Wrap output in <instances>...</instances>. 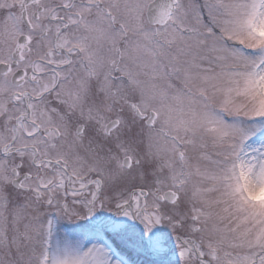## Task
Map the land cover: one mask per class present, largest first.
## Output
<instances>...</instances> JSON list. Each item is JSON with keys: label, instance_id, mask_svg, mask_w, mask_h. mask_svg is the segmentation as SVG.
<instances>
[{"label": "snow or ice", "instance_id": "snow-or-ice-1", "mask_svg": "<svg viewBox=\"0 0 264 264\" xmlns=\"http://www.w3.org/2000/svg\"><path fill=\"white\" fill-rule=\"evenodd\" d=\"M0 264H264V0H0Z\"/></svg>", "mask_w": 264, "mask_h": 264}]
</instances>
